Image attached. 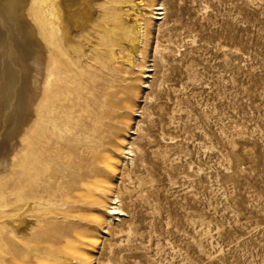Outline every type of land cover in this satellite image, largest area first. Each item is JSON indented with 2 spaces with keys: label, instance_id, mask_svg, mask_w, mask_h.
Wrapping results in <instances>:
<instances>
[{
  "label": "rangeland",
  "instance_id": "1",
  "mask_svg": "<svg viewBox=\"0 0 264 264\" xmlns=\"http://www.w3.org/2000/svg\"><path fill=\"white\" fill-rule=\"evenodd\" d=\"M139 2L150 29L133 66L102 64L96 39L84 56L52 42L62 51L52 84L68 86L62 96L48 86L62 107L55 115L70 126L85 121L95 85L98 106L114 108L101 130L114 126L117 139L102 163L74 141L89 135L58 129L45 139L54 192L33 205L28 236H13L0 219V264H264V0ZM157 41L169 51L155 53ZM25 149L0 175L4 217L29 192ZM115 199L121 217L109 216Z\"/></svg>",
  "mask_w": 264,
  "mask_h": 264
},
{
  "label": "bare ground",
  "instance_id": "2",
  "mask_svg": "<svg viewBox=\"0 0 264 264\" xmlns=\"http://www.w3.org/2000/svg\"><path fill=\"white\" fill-rule=\"evenodd\" d=\"M0 1V175L11 168L14 152L18 151V146L24 142V159L19 164L20 168L24 169L26 187L29 188L28 193L16 195L14 202H11L12 209L5 217L0 214V219L2 229L8 230L15 237H25L29 235V227L33 223L29 216L33 205L42 206L50 202L54 192L49 188L55 176L53 170L45 164L50 152L45 139H52L54 130L58 129L60 132L73 130L77 136H82L83 133L89 135L85 139L87 143L79 137L73 140L80 144V149L86 150L87 158L92 163L105 161L104 154L111 152V147L117 139V128L114 126L112 127L116 131H111L112 134L108 128L101 130L104 124L100 119L109 115L106 111L113 106L109 100L103 101L101 107L98 106L101 95L95 85L88 89L89 108L85 110V121L79 120V123L70 126L69 119L55 115L57 109L62 110V107L54 105L55 98L53 93L48 91V86L58 88L55 92L58 96H62L64 87L68 90V86L63 78L59 79L56 85L52 84L56 75L55 69L58 68L56 58H59L62 52L59 46L52 42L62 41L63 47L69 52L76 49L84 56L88 44L95 46L92 40L96 39L101 42L104 52L102 58H96L97 62L98 59L102 64L109 60H122L125 64L133 66L136 59L144 57L140 48L142 40L148 36L150 27L141 23L138 7L142 2L139 0ZM162 10L164 9H156ZM155 15L158 16L155 18L158 21L163 19L160 16L164 13ZM48 35L49 39L46 38ZM173 37H168L165 43L171 42ZM159 43L156 42L155 53L158 54L159 47H164L163 53L169 51L167 45L159 46ZM49 50L54 56L51 64L47 62ZM160 61L165 63L163 57ZM158 87H161V83ZM52 108L56 112H53ZM118 108L121 106L116 109ZM27 126L28 134L21 140L20 134ZM110 127L109 130H112ZM85 175L81 174L79 179L83 177L85 181ZM87 177L91 178L89 174ZM91 184L86 182V191ZM120 205L119 200L115 199L109 207V216H123ZM0 207L7 206L2 203Z\"/></svg>",
  "mask_w": 264,
  "mask_h": 264
}]
</instances>
